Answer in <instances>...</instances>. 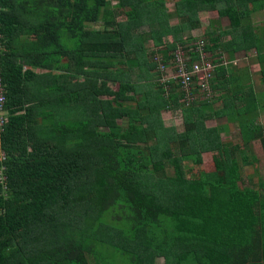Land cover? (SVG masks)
Wrapping results in <instances>:
<instances>
[{
    "label": "trees",
    "instance_id": "trees-1",
    "mask_svg": "<svg viewBox=\"0 0 264 264\" xmlns=\"http://www.w3.org/2000/svg\"><path fill=\"white\" fill-rule=\"evenodd\" d=\"M166 2L0 0V264H264V179L243 175L264 148V0ZM203 10L227 23L185 38ZM177 49L187 72L209 62L205 89L153 82ZM249 51L257 82L233 63ZM207 152L214 168L194 171Z\"/></svg>",
    "mask_w": 264,
    "mask_h": 264
},
{
    "label": "rangeland",
    "instance_id": "rangeland-1",
    "mask_svg": "<svg viewBox=\"0 0 264 264\" xmlns=\"http://www.w3.org/2000/svg\"><path fill=\"white\" fill-rule=\"evenodd\" d=\"M177 0H167L166 2V7L168 9V11L171 12V9L173 8L174 3ZM250 12H252V22H260L263 26H264V9H259L258 6L256 4H253L250 8ZM172 15V13H171ZM217 11L216 10H203L201 12H199V16H200V20H201V26L199 28L190 30L188 32L183 33L185 38H191V37H199L202 35H205L206 32H210L212 28L215 26H219V25H225L227 23V18L226 17H222V18H218V22L214 21L212 24V19H215L217 17ZM171 23H175L176 22V18H174L173 16H171L170 19ZM212 25V26H211ZM211 26V27H210ZM156 24H151L148 26V29H153L156 28ZM172 38L170 35L164 36L163 37V42L164 43H169L171 42ZM143 45L146 48V52H149V58L151 59V55L150 52L154 49H156L157 47H155L153 45L152 39L148 38L145 39L143 41ZM177 51H179L178 49L175 50L174 52L176 53ZM180 52V51H179ZM177 52V53H179ZM225 56L230 55L229 53L226 54L224 53ZM156 56H158V60L160 59V54H157ZM209 53H206L205 57H208ZM233 63H237L239 66H242L243 64H249L251 65L249 68L251 69V72L254 74V82L260 80L259 76H258V70H259V66L256 63V61H254L253 57H254V51H249L246 53H234L233 55ZM148 58V59H149ZM155 58V59H157ZM228 60H230L229 58H227ZM231 61V60H230ZM231 61V62H232ZM160 62V61H159ZM166 71H164V73H166L165 75H162L159 78H154L153 82H157V83H161V82H165L167 79H169V77H171L172 75H174L173 72V68L172 65L170 64H166ZM156 76L158 75V73H154ZM200 79V78H199ZM198 79V83H200V80ZM163 86H165V84L163 83ZM262 92V91H261ZM131 94V92H130ZM145 93L143 91H140L136 94L137 99H143L145 97L144 95ZM260 94V93H259ZM261 95V94H260ZM102 97H106V96H102ZM262 100V99H261ZM130 102V101H129ZM136 102L132 101L131 103H129V106L133 107L135 106ZM262 104V102H261ZM147 110L143 109L140 112L141 113H145ZM256 116L259 115L258 119L261 122L263 128H264V111H258L256 114ZM161 118L163 121V124L165 126H173L176 131H182L183 130V121H182V116H181V111L179 109H161ZM225 120L224 119H207L205 121V124L207 126H214V125H218L223 123ZM229 129L227 132L221 133V138L224 141L227 142H238L241 143L240 141V137L238 134V127L235 124L229 123ZM252 151L253 153H249L247 150H244V152L247 154V160L249 161H253L252 159V155H254V157L257 158V160H255L252 164L249 165H244L243 166V175H244V179H247V176L251 175L253 178H257V177H261L262 179H264V148L261 145V142L257 139L252 141ZM204 161L201 164L198 165H193V170L194 171H210L214 168L213 165V160H212V153H205L204 154ZM185 168H192V164L191 163H186L185 164ZM171 169V168H170ZM168 170V172H171V170ZM165 259L162 258H158V262L162 263V261H164ZM118 261V260H117ZM119 262V261H118Z\"/></svg>",
    "mask_w": 264,
    "mask_h": 264
},
{
    "label": "built area",
    "instance_id": "built-area-1",
    "mask_svg": "<svg viewBox=\"0 0 264 264\" xmlns=\"http://www.w3.org/2000/svg\"><path fill=\"white\" fill-rule=\"evenodd\" d=\"M179 52V51H177ZM175 53L176 55V61L178 62V70H176L174 72V75H172V77H177V76H181L182 77V84L184 89L186 90V94H189V84H190V76L191 74L195 73L197 75V81L196 83L202 87V89L204 87H206V77L209 76V70L211 69V66L209 64L208 61H204V66H200L197 62H195L192 66L191 71H186L185 70V64L184 61L188 59V55L184 54L182 51H180L179 53ZM184 54V57H183ZM182 55V56H181ZM160 63V62H159ZM161 69L163 68L162 63H160ZM164 70V69H162ZM0 72H1V64H0ZM200 78V79H199ZM198 79L200 80V83H198ZM205 89V88H204ZM4 100V95L1 93L0 90V104L3 102ZM1 119H0V124H1Z\"/></svg>",
    "mask_w": 264,
    "mask_h": 264
},
{
    "label": "crops",
    "instance_id": "crops-1",
    "mask_svg": "<svg viewBox=\"0 0 264 264\" xmlns=\"http://www.w3.org/2000/svg\"><path fill=\"white\" fill-rule=\"evenodd\" d=\"M249 65V64H248ZM251 65H249V67H250ZM250 69V68H249ZM251 70V69H250Z\"/></svg>",
    "mask_w": 264,
    "mask_h": 264
}]
</instances>
